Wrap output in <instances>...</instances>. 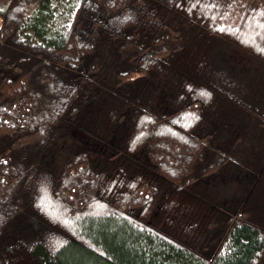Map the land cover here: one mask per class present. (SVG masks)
Here are the masks:
<instances>
[{
    "label": "trees",
    "instance_id": "16d2710c",
    "mask_svg": "<svg viewBox=\"0 0 264 264\" xmlns=\"http://www.w3.org/2000/svg\"><path fill=\"white\" fill-rule=\"evenodd\" d=\"M49 4L0 11V264H264V1Z\"/></svg>",
    "mask_w": 264,
    "mask_h": 264
},
{
    "label": "rangeland",
    "instance_id": "374dc122",
    "mask_svg": "<svg viewBox=\"0 0 264 264\" xmlns=\"http://www.w3.org/2000/svg\"><path fill=\"white\" fill-rule=\"evenodd\" d=\"M9 1L10 0H0V11H2L8 5ZM245 1L249 3H259V1L263 2L264 0H241V2ZM78 2L79 0H50L47 14L48 19L51 20V23H55L56 25H64L70 19ZM229 53L233 64H235L236 61H247L250 63L247 56L235 48H232ZM130 90L134 95H141V97L146 99L153 97V105L155 108L163 113L168 111L166 102V87L158 88L155 81H147L143 79L136 81L134 85L130 87Z\"/></svg>",
    "mask_w": 264,
    "mask_h": 264
}]
</instances>
